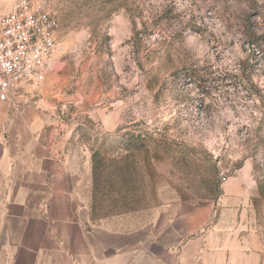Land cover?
Instances as JSON below:
<instances>
[{
	"label": "rangeland",
	"instance_id": "rangeland-1",
	"mask_svg": "<svg viewBox=\"0 0 264 264\" xmlns=\"http://www.w3.org/2000/svg\"><path fill=\"white\" fill-rule=\"evenodd\" d=\"M16 1L0 0V18ZM34 1L59 22L55 67L10 102L53 95L71 159L88 170L99 152L95 220L132 210L104 239L151 237L166 209L211 203L244 166L264 234V41L251 40L264 0Z\"/></svg>",
	"mask_w": 264,
	"mask_h": 264
},
{
	"label": "crops",
	"instance_id": "crops-1",
	"mask_svg": "<svg viewBox=\"0 0 264 264\" xmlns=\"http://www.w3.org/2000/svg\"><path fill=\"white\" fill-rule=\"evenodd\" d=\"M44 99L0 100V264H264V234L240 168L211 203L172 206L167 223L136 244L105 237L112 217L93 216V166L67 154L70 133ZM103 237V238H102ZM109 242V243H108Z\"/></svg>",
	"mask_w": 264,
	"mask_h": 264
},
{
	"label": "built area",
	"instance_id": "built-area-1",
	"mask_svg": "<svg viewBox=\"0 0 264 264\" xmlns=\"http://www.w3.org/2000/svg\"><path fill=\"white\" fill-rule=\"evenodd\" d=\"M58 27V19L34 0H17L0 18L1 101L35 89L53 71Z\"/></svg>",
	"mask_w": 264,
	"mask_h": 264
},
{
	"label": "trees",
	"instance_id": "trees-1",
	"mask_svg": "<svg viewBox=\"0 0 264 264\" xmlns=\"http://www.w3.org/2000/svg\"><path fill=\"white\" fill-rule=\"evenodd\" d=\"M251 40L253 41V40H256V41H261V42H263L264 41V34H262V35H259L258 37H254L253 36V34L251 33ZM259 48H261V47H259ZM260 50V49H259ZM98 154H99V152L98 151H96V150H93V153H92V166H93V216H94V214H95V205H94V201L96 200L95 199V195H96V191H100V189H98L99 187H98V185H99V174H98V164H99V162H98V160H97V158H98ZM126 158H129V156H126V157H123L122 159H119V161H118V159L117 158H114L113 159V161H116V162H120V163H123L125 160H126ZM104 160H106V159H104ZM119 163V164H120ZM100 168V167H99ZM107 182V181H106ZM107 185H108V183H107ZM109 186V185H108ZM126 211H132L131 209L129 210H124V211H116V212H114V213H112V214H120V213H124V212H126ZM112 214H105V215H103V217H107V216H111Z\"/></svg>",
	"mask_w": 264,
	"mask_h": 264
},
{
	"label": "water",
	"instance_id": "water-1",
	"mask_svg": "<svg viewBox=\"0 0 264 264\" xmlns=\"http://www.w3.org/2000/svg\"><path fill=\"white\" fill-rule=\"evenodd\" d=\"M54 100V96L53 95H48V101H52Z\"/></svg>",
	"mask_w": 264,
	"mask_h": 264
}]
</instances>
